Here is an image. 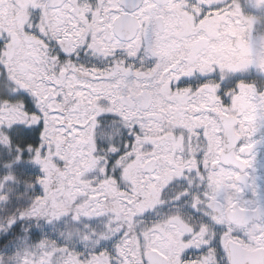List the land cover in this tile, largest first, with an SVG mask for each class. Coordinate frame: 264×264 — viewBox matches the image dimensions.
<instances>
[{
  "label": "snow or ice",
  "instance_id": "6c2138e0",
  "mask_svg": "<svg viewBox=\"0 0 264 264\" xmlns=\"http://www.w3.org/2000/svg\"><path fill=\"white\" fill-rule=\"evenodd\" d=\"M0 264H264V0H0Z\"/></svg>",
  "mask_w": 264,
  "mask_h": 264
},
{
  "label": "rangeland",
  "instance_id": "374dc122",
  "mask_svg": "<svg viewBox=\"0 0 264 264\" xmlns=\"http://www.w3.org/2000/svg\"><path fill=\"white\" fill-rule=\"evenodd\" d=\"M224 53H221V54H219L218 56H221V57H223V58H225V59H229V60H231L233 57H237L238 58V53L235 51V50H233V49H231V48H229L228 50H224L223 51ZM75 235V232H73L72 234H70V235H67V236H65V239L68 241V243L69 244H71L72 243V241H73V236ZM44 243L45 244H48L49 245V247H51V248H53V249H55L56 248V244L53 242V241H44ZM133 247H135V240H133Z\"/></svg>",
  "mask_w": 264,
  "mask_h": 264
},
{
  "label": "flooded vegetation",
  "instance_id": "af4514ba",
  "mask_svg": "<svg viewBox=\"0 0 264 264\" xmlns=\"http://www.w3.org/2000/svg\"><path fill=\"white\" fill-rule=\"evenodd\" d=\"M229 48H221V49H218L217 51H216V55L218 56L219 54H221V53H224L223 51L225 50H228ZM228 59V58H227ZM229 60V59H228ZM135 248V247H134ZM250 251V254H253L252 253V250L250 249L249 250Z\"/></svg>",
  "mask_w": 264,
  "mask_h": 264
}]
</instances>
